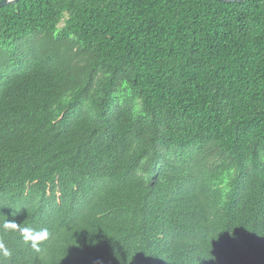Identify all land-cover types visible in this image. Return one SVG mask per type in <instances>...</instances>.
Returning a JSON list of instances; mask_svg holds the SVG:
<instances>
[{
  "label": "trees",
  "instance_id": "trees-1",
  "mask_svg": "<svg viewBox=\"0 0 264 264\" xmlns=\"http://www.w3.org/2000/svg\"><path fill=\"white\" fill-rule=\"evenodd\" d=\"M0 264H264V0L1 8Z\"/></svg>",
  "mask_w": 264,
  "mask_h": 264
},
{
  "label": "water",
  "instance_id": "water-1",
  "mask_svg": "<svg viewBox=\"0 0 264 264\" xmlns=\"http://www.w3.org/2000/svg\"><path fill=\"white\" fill-rule=\"evenodd\" d=\"M18 0H0V9L6 5L15 4ZM221 2H237V1H245V0H216Z\"/></svg>",
  "mask_w": 264,
  "mask_h": 264
}]
</instances>
